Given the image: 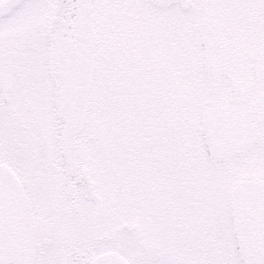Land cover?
I'll return each mask as SVG.
<instances>
[{"label": "snow or ice", "instance_id": "snow-or-ice-1", "mask_svg": "<svg viewBox=\"0 0 264 264\" xmlns=\"http://www.w3.org/2000/svg\"><path fill=\"white\" fill-rule=\"evenodd\" d=\"M0 264H264V0H0Z\"/></svg>", "mask_w": 264, "mask_h": 264}]
</instances>
